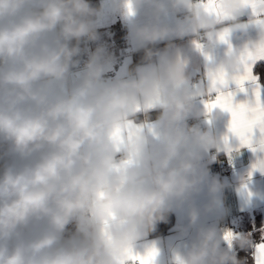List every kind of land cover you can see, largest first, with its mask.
<instances>
[{
	"label": "clouds",
	"instance_id": "obj_1",
	"mask_svg": "<svg viewBox=\"0 0 264 264\" xmlns=\"http://www.w3.org/2000/svg\"><path fill=\"white\" fill-rule=\"evenodd\" d=\"M142 5L152 20L131 35L147 64L127 79L105 81L98 47L65 94L54 85L67 83L80 42L98 39V10L88 0H0V141L19 161L0 174V264H131L141 229L153 230L172 201L198 190L201 152L219 141L186 121L219 118L198 108L197 98L207 95L210 73L237 69L241 50L228 48L208 83L192 88L183 59L160 67L147 46L192 36L204 50L221 43V34L256 28L258 39L245 45L255 49L264 45V25L250 15L239 19L248 10L244 0H220L218 15L199 0H168L183 13L174 26L160 20L162 0H125L124 7L132 16ZM221 187L213 181L209 191ZM197 220L192 210L190 223ZM72 222L76 235L61 243ZM222 241L215 227L201 228L176 264H241Z\"/></svg>",
	"mask_w": 264,
	"mask_h": 264
},
{
	"label": "crops",
	"instance_id": "obj_2",
	"mask_svg": "<svg viewBox=\"0 0 264 264\" xmlns=\"http://www.w3.org/2000/svg\"><path fill=\"white\" fill-rule=\"evenodd\" d=\"M106 1L108 2L107 7H105ZM105 2H102V10L115 12L117 19L114 24H121L125 30L124 37H119L125 44L126 52L119 55L117 54L118 50L115 49L116 52L112 55L111 51L114 50L110 47L105 48L104 52L108 51L109 54L105 57L103 79L105 81L127 79L138 67L147 64L145 61L133 65L135 54L144 48L136 45L131 35V29L133 26H143L149 23L152 20L153 10L148 5H142L137 9L135 15L129 16L124 7L125 0H105ZM162 2L166 5L164 12L160 14L162 23L174 26L178 20L183 19V16H179L182 12L173 10L168 5V0H162ZM250 11L248 9L239 19L246 22ZM98 17H100V14ZM95 30L97 33L99 28L95 27ZM194 39L192 36L171 37L168 40L147 47L155 53L153 61L160 67L166 66L177 57L183 59L185 61L184 74L186 81L191 87V80L197 77L198 82L193 87L196 88L203 87L208 83L209 70L219 66L228 49V44L221 42L201 50L196 48ZM257 39V29L251 28L247 35L234 34L230 37V43L232 47L243 50L249 41L255 42ZM72 43L75 44L76 42L73 41ZM93 43V41L87 39L80 42V54L75 58L78 63L70 70L66 84L57 83L54 85L55 91L66 94L68 89L79 80L87 61L92 56L89 53L91 46L95 44ZM259 63H264V60L256 62L254 74H258L256 67ZM259 84L264 86L260 75ZM230 87L233 91H236L235 84L230 85ZM245 88L246 92L236 91L235 102L254 101V85L251 82H245ZM206 98L207 95L197 98L198 108H204ZM216 111L220 112V116L214 121H208L203 116H192L186 121L187 126L192 121L199 123L200 129L209 131L217 138L219 144L217 148L201 152L200 169L203 172L204 179L198 190L191 193L186 199L171 202L168 211L175 214V223L171 229L164 235L151 237H149L148 230L141 229V237L136 243L134 254L144 257L149 251L155 250L156 254L151 264H176L177 254H183L191 247L199 229L211 226L220 232V225L223 222L229 224L234 239L231 242L222 241V248L228 249L241 264H254L253 254L255 248L253 245L261 242V240L257 241V238L260 237L261 239L262 233H264V172L259 169L254 170L253 165L257 163L258 159H264V152H253L248 147H240L237 150L239 141L229 133L230 114L219 109ZM149 115H151V120L155 121L158 112L152 111ZM143 118L141 114L140 119ZM225 136H229L232 151L225 147ZM3 143L5 142L0 141V145ZM152 146L153 148L159 147L155 139H153ZM213 150L218 151L217 158L212 156ZM18 162V158L11 155V164ZM216 162L218 164L228 162L232 166V171L212 177L211 170ZM250 173L251 175H249ZM213 181H218L222 186L221 190L214 195L209 191ZM192 210L198 212V220L195 225L190 223V212ZM238 238L246 239L252 244L251 247L241 248L236 242Z\"/></svg>",
	"mask_w": 264,
	"mask_h": 264
},
{
	"label": "snow or ice",
	"instance_id": "obj_3",
	"mask_svg": "<svg viewBox=\"0 0 264 264\" xmlns=\"http://www.w3.org/2000/svg\"><path fill=\"white\" fill-rule=\"evenodd\" d=\"M207 5L206 11L210 15H218L220 0H199ZM250 9V16L254 23L264 25V0H244ZM220 40L231 48L230 38L227 34H221ZM200 46L197 44V48ZM264 60V45L255 49L244 47L238 58L237 69L227 72L223 69L209 74V91L204 100V107L210 111L221 110L230 114L229 133L239 141L240 147H248L253 152H264V86L259 84V75L254 74V65L257 61ZM245 82L254 85V101L235 102L236 91L246 92ZM235 84L236 91L230 85ZM225 147L232 151L229 136L224 137ZM253 169L264 172V159H258ZM251 175V173L249 174ZM231 232L225 233V240L231 242ZM254 264H264V233L261 242L254 244ZM155 250H151L144 257L131 256V264H151L155 256Z\"/></svg>",
	"mask_w": 264,
	"mask_h": 264
},
{
	"label": "trees",
	"instance_id": "obj_4",
	"mask_svg": "<svg viewBox=\"0 0 264 264\" xmlns=\"http://www.w3.org/2000/svg\"><path fill=\"white\" fill-rule=\"evenodd\" d=\"M88 2L90 3V5L93 8L98 10L97 11V14H98L100 8L102 7L103 0H88ZM96 17H97V15H96ZM96 17H94V18H96ZM119 25H121V24H119ZM120 29H121L120 30V36H121V38H123L125 35V30L123 29V27ZM145 51H146V49L144 48V49L139 50L135 54L133 65H136L138 63L146 61L145 60ZM256 72L260 75L261 81L264 84V63H259L257 65ZM150 117H151V115H150ZM8 147L9 146L7 143H3L0 145V174H2L6 165L11 164V154L8 153ZM174 223H175V214L173 212L167 211L165 213V218L163 220H160L159 222H157L155 225V228L148 232L149 237L166 234L171 229V227L174 225ZM75 235H76V224H75V222H72L66 227L65 232L63 233L62 243L68 239H71ZM258 240L259 241L261 240L260 237L257 238V241ZM251 245L252 244L249 243V246L247 248L251 247Z\"/></svg>",
	"mask_w": 264,
	"mask_h": 264
},
{
	"label": "rangeland",
	"instance_id": "obj_5",
	"mask_svg": "<svg viewBox=\"0 0 264 264\" xmlns=\"http://www.w3.org/2000/svg\"><path fill=\"white\" fill-rule=\"evenodd\" d=\"M103 2H105V0H103ZM107 6H108V2L106 1L105 7ZM99 14H100V17H98ZM116 19L117 18H116L115 12L113 11L109 12L106 9H104L103 11L102 8H100L96 19H94L95 27L99 28V30H97L98 39L93 41L95 43V44L93 43L94 46L90 45L92 48L89 54L92 55L98 47H102L104 50L105 48L110 47L111 49L114 50V51H111L112 55L115 54L116 52L115 49L118 50L117 54L119 55H122L123 53L126 52L125 44L119 37L120 30H121L120 28H122V25H119L118 23L114 24ZM104 54L106 57L109 53L108 51H105ZM61 243H62V240H61Z\"/></svg>",
	"mask_w": 264,
	"mask_h": 264
},
{
	"label": "built area",
	"instance_id": "obj_6",
	"mask_svg": "<svg viewBox=\"0 0 264 264\" xmlns=\"http://www.w3.org/2000/svg\"><path fill=\"white\" fill-rule=\"evenodd\" d=\"M179 16H183V13H180ZM198 82V78H193L190 82V86L193 88ZM189 126H196V127H201L199 125V123H197L196 121H192L190 122ZM219 155L218 151L217 150H213L212 151V156L214 158H217ZM219 165V166H218ZM232 171V166L228 163V162H222V163H219L216 162L215 165L212 167V170H211V176L212 177H216L218 176L219 174L221 173H229ZM220 232L221 233H228L230 232V226L228 223L226 222H223L221 225H220Z\"/></svg>",
	"mask_w": 264,
	"mask_h": 264
}]
</instances>
